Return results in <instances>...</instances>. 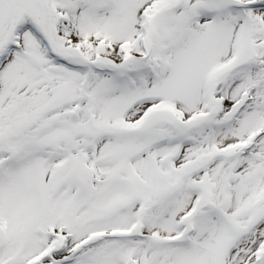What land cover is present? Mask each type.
Here are the masks:
<instances>
[{
    "label": "snow or ice",
    "instance_id": "6c2138e0",
    "mask_svg": "<svg viewBox=\"0 0 264 264\" xmlns=\"http://www.w3.org/2000/svg\"><path fill=\"white\" fill-rule=\"evenodd\" d=\"M0 264H264V0H0Z\"/></svg>",
    "mask_w": 264,
    "mask_h": 264
}]
</instances>
